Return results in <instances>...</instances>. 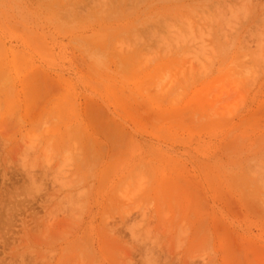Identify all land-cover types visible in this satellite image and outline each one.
I'll list each match as a JSON object with an SVG mask.
<instances>
[{
  "label": "rangeland",
  "instance_id": "374dc122",
  "mask_svg": "<svg viewBox=\"0 0 264 264\" xmlns=\"http://www.w3.org/2000/svg\"><path fill=\"white\" fill-rule=\"evenodd\" d=\"M0 264H264V0H0Z\"/></svg>",
  "mask_w": 264,
  "mask_h": 264
}]
</instances>
